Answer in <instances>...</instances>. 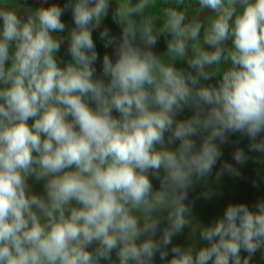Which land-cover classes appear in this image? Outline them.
<instances>
[{
    "label": "clouds",
    "instance_id": "obj_1",
    "mask_svg": "<svg viewBox=\"0 0 264 264\" xmlns=\"http://www.w3.org/2000/svg\"><path fill=\"white\" fill-rule=\"evenodd\" d=\"M249 160L264 0H0V264H264Z\"/></svg>",
    "mask_w": 264,
    "mask_h": 264
},
{
    "label": "trees",
    "instance_id": "obj_2",
    "mask_svg": "<svg viewBox=\"0 0 264 264\" xmlns=\"http://www.w3.org/2000/svg\"><path fill=\"white\" fill-rule=\"evenodd\" d=\"M221 195H218L211 201H203L195 206V213L204 221L216 214L228 200H244L249 203L254 202L253 192L255 181L251 171L241 172L240 177L225 175L219 184H214ZM179 242H183L184 237H178Z\"/></svg>",
    "mask_w": 264,
    "mask_h": 264
},
{
    "label": "rangeland",
    "instance_id": "obj_3",
    "mask_svg": "<svg viewBox=\"0 0 264 264\" xmlns=\"http://www.w3.org/2000/svg\"><path fill=\"white\" fill-rule=\"evenodd\" d=\"M66 19H69V17H65ZM97 46L100 49L101 52H103L102 43L100 41H97ZM161 47L163 44L161 43ZM233 140L238 139V137H233ZM241 146H245L247 144V141L245 139L240 140ZM231 152H232V145H225L224 146V158L225 159H231ZM258 169H262V166L258 163L254 162L253 160H249L245 165L241 167V172L251 171L253 173V178L255 181V189L253 192V200L255 201L257 198H264V170L258 172ZM199 187H197L196 190H194L190 196L191 198L196 200L195 206H198L200 203H202L203 199H197L199 196Z\"/></svg>",
    "mask_w": 264,
    "mask_h": 264
}]
</instances>
